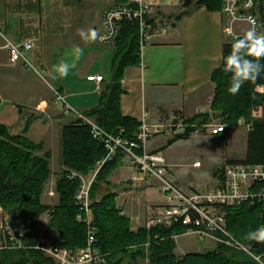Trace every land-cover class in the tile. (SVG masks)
Here are the masks:
<instances>
[{"label":"crops","instance_id":"1","mask_svg":"<svg viewBox=\"0 0 264 264\" xmlns=\"http://www.w3.org/2000/svg\"><path fill=\"white\" fill-rule=\"evenodd\" d=\"M197 1L154 0L156 5L150 10L149 18L167 28L140 50L139 64H130L124 69L120 96L124 116L140 123L145 119L152 124H170L177 119L188 121L196 114L210 110L215 92L212 73L224 61L227 40L221 10L197 6ZM125 2L0 0V30L4 35L0 34V46L5 44V38L14 43L32 42L34 47L30 58L39 70L30 72V68L21 63H11L8 51L0 50V123L5 124L12 134H20L17 124L25 121L31 113L38 121H58L65 127L79 124L75 111L87 113L99 107L102 93L112 82L117 51V41L114 44L99 41L104 31L102 16L107 8ZM62 63L69 65L66 76L59 71ZM42 72L48 76L50 90L40 78ZM90 75H103L104 80L101 83L89 80ZM57 93L65 102L57 99ZM227 130L213 137L219 138ZM174 137L173 132L166 129L150 141L149 149L163 155L162 152L169 147L193 136L177 139L169 145ZM247 138L248 132L245 156ZM164 157L170 177L181 186L173 170L177 163L168 156ZM196 163L200 161H195L194 167L202 166L201 163L196 166ZM65 171L69 169L62 162L56 172ZM51 172L52 178L58 177L54 169L51 168ZM109 172L97 199H101L107 188L115 193L117 206L131 218L133 227L145 225L155 208L166 203L158 181L145 178L137 168L118 160ZM183 189L188 192L203 190L196 187ZM130 201L135 209H129ZM178 238L177 256L195 253L188 251V244L179 245ZM215 243V240L209 243L206 251L217 247L213 246Z\"/></svg>","mask_w":264,"mask_h":264},{"label":"trees","instance_id":"2","mask_svg":"<svg viewBox=\"0 0 264 264\" xmlns=\"http://www.w3.org/2000/svg\"><path fill=\"white\" fill-rule=\"evenodd\" d=\"M222 3L223 0H198L196 5H205L210 10L220 11ZM184 13L178 15V18ZM138 36L136 27L128 22L123 24L116 44L112 82L102 93L100 106L86 113L110 132L119 133L123 128V135L128 138L134 137L141 123L121 112V81L126 66L140 62ZM233 45H224V61L232 51ZM248 58L254 59L251 55ZM224 61L212 73L216 90L211 110L221 112L224 123L228 125L236 123L244 116L249 119L252 109L264 104V94L256 91L258 86H264V71L254 81L245 82L239 92L231 94L228 91L231 74L224 72ZM259 62L264 64V58ZM207 119L208 113H199L187 122L204 124ZM191 131L193 128L190 127L186 134L176 135L169 141V145L177 139L189 138ZM105 153L103 146L93 139L88 125L79 122L64 127L63 164L68 169L89 172ZM50 158L51 154L44 151L43 143L32 141L25 133L12 134L5 124L0 123V208L11 214L17 225L24 223L32 229L23 239L24 247L0 250V264H57L35 248L38 238L34 230L39 225L40 217L46 212L51 215L49 231L54 232L52 236L58 245L78 249L87 244V226L77 220L80 210L74 199L79 180H70L65 173L57 182L59 203L51 208L41 202L45 184L51 176ZM118 160L120 158L116 157L104 166L91 190L97 227L96 245L108 254L106 264H124L126 260L138 263L139 259L146 257L150 258V264H260L247 252L223 244L203 253L177 256V244L173 234L181 235L186 232V227L181 224L170 228H142L137 232L132 231L130 219L122 215L117 206L115 193L107 188L101 199H97L102 182L106 181L109 170ZM233 163L264 165V118L253 120L248 131L246 156L229 161V164ZM224 168L221 166L215 172V176L221 177L222 180ZM225 211L228 230L248 244L249 250L260 257L264 264V238L259 234L260 229L264 228V204L258 201L244 202L227 206ZM147 243L149 247L145 248Z\"/></svg>","mask_w":264,"mask_h":264},{"label":"built area","instance_id":"3","mask_svg":"<svg viewBox=\"0 0 264 264\" xmlns=\"http://www.w3.org/2000/svg\"><path fill=\"white\" fill-rule=\"evenodd\" d=\"M155 5L154 0H126L123 4L107 8L102 16L104 31L99 36V41L114 44L120 36L123 24L128 22L137 28L138 46L142 50L152 43L155 36L165 32L167 28L160 23H154L149 18L150 10ZM221 13L223 33L227 43L236 44L237 40L249 31H253L257 36H264V0H223ZM0 34L4 37L1 30ZM33 47L34 44L29 41L14 43L5 38V44L0 46V50L8 51L11 63H21L25 67L35 69L30 58ZM88 79L101 83L104 76L90 75ZM57 99L65 102L59 93H57ZM75 113L81 124L90 127L93 139L106 151L105 156L96 161L89 175L72 170L67 174L68 179L79 180L74 199L80 210L77 220L87 225V244L78 249L63 247L56 243L52 235L42 232L35 233L38 238L35 248L41 250L57 264L107 263L108 254L102 252L96 245L97 227L92 208L91 190L104 166L119 157L122 163L137 168L145 178H153L160 184L166 203L155 208L154 215L148 221L149 228H170L181 224L186 227L184 234H195L200 239L210 237L217 244L246 251L255 256L228 230L225 207L256 201L264 204V165L227 164L224 179L215 187L188 192L170 177L169 165L165 157L160 152L149 149L150 141L166 129H170L175 136L186 134L190 127L193 128L190 136L203 134L205 131L215 136L225 132L227 124H191L183 119H177L170 124H152L143 119L134 137L128 138L123 135L125 131L123 128L119 130V133H113L86 113L77 111ZM243 122L244 119L240 118L239 123ZM248 126L250 129L251 124ZM195 165L200 166V163ZM0 224L5 236L4 242L0 237V250L24 247L23 239L31 231L28 225L24 223L17 225L14 217L8 215L1 219ZM179 236V234H173L175 240Z\"/></svg>","mask_w":264,"mask_h":264},{"label":"rangeland","instance_id":"4","mask_svg":"<svg viewBox=\"0 0 264 264\" xmlns=\"http://www.w3.org/2000/svg\"><path fill=\"white\" fill-rule=\"evenodd\" d=\"M30 70H31L30 72L39 71L37 67H35V69L30 68ZM40 74L42 75L40 77L42 82L50 90L51 88L48 85V76L44 74V72ZM215 90H216V84H215ZM256 91L259 94H264V86H258L256 88ZM202 113L209 114V119H207L206 121V123L208 124L224 123L223 115L221 114V112H214L210 108V110ZM31 117L34 118H32V120L28 123ZM242 118L244 119L243 123H239L238 120L236 123L228 124L227 126L228 130L226 129L227 133H225L219 138L213 137L214 135H210L207 131H205V133L203 134L193 136L188 140L180 141L174 144L173 146L169 147L164 152H162L164 156L170 157L172 160H174V163H177L176 167H174L173 170L178 175L179 177L178 179L180 180V184L183 188L188 189L189 187H196L198 189H203V190L213 188L219 181H222L221 177L220 178L216 176L214 177L215 172H217L219 167L221 166L226 167V165L229 164L230 160L243 159L246 150L245 136L249 129L248 125L249 124L252 125L253 120L256 118H264V104L255 106L251 111V115L249 119L245 116ZM35 121H38V119L35 116H31V113H29L26 116L25 121H21V124L18 123L16 127L19 128L18 131L25 133V135L31 138L32 141L36 143H43L44 151L50 152L51 154V158H50L51 168L54 169L56 172V169L58 170L59 166H62V162H63V135H64L63 124H61L58 121H54L53 123H50V121L44 122L43 119L42 121H38V122ZM195 161H200L202 166L194 167L193 163ZM69 171H71V169H69ZM56 173L58 174L57 175L58 177L52 178L50 176L49 180L45 184L43 193L41 195V202L45 205L50 206L51 208L55 207L59 203L57 182L65 173L68 174L69 172L67 171V172H56ZM79 173L84 175H89L91 171L86 173L83 172H79ZM222 178H224V174ZM133 204L131 201L128 203L129 209L130 208L135 209L134 207H132ZM122 212L123 210H121L122 215L130 219L132 231L137 232L139 229L142 228L150 229L148 226L149 220L146 222L145 225H141V226L136 225V227H133L131 218L126 213H122ZM136 212L138 211L135 210V213ZM6 215L12 216L11 214H7L5 211L2 210V208H0V223H1V219H3V217ZM152 215H154V212L152 213ZM50 219H51L50 213L49 212L44 213L40 217L39 225L36 227L34 232L36 234L42 232H49L51 233V235H53L54 232L49 231ZM3 231L4 230L1 228V224H0V237L1 240L4 242L5 236ZM233 237L241 244H243L246 248L249 249L248 244H246L239 238L235 237L234 235ZM211 242H213V240L210 237L200 239L195 234H184L178 238L179 245L188 244V251H193V252L206 251L207 249L205 247L209 245V243ZM216 245L218 247L217 243H215V245L213 246ZM148 247H149V243L145 244V248ZM253 257L260 264H263L260 258H257L256 256ZM124 264H150V258L149 257L141 258L139 259L138 263H133L129 260H126Z\"/></svg>","mask_w":264,"mask_h":264},{"label":"clouds","instance_id":"5","mask_svg":"<svg viewBox=\"0 0 264 264\" xmlns=\"http://www.w3.org/2000/svg\"><path fill=\"white\" fill-rule=\"evenodd\" d=\"M255 50V51H253ZM249 55L254 59H249ZM264 58V36H257L253 31L245 33L233 45L232 51L225 58L224 72L230 73V86L228 91L231 94L239 92L247 81H254L262 71L264 64L260 59ZM69 65L62 63L59 71L62 75L68 74ZM261 237H264V229L260 230Z\"/></svg>","mask_w":264,"mask_h":264},{"label":"bare ground","instance_id":"6","mask_svg":"<svg viewBox=\"0 0 264 264\" xmlns=\"http://www.w3.org/2000/svg\"><path fill=\"white\" fill-rule=\"evenodd\" d=\"M125 1V0H124Z\"/></svg>","mask_w":264,"mask_h":264}]
</instances>
